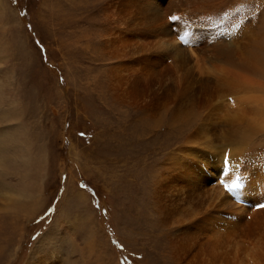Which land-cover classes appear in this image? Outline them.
<instances>
[{"label":"rangeland","instance_id":"1","mask_svg":"<svg viewBox=\"0 0 264 264\" xmlns=\"http://www.w3.org/2000/svg\"><path fill=\"white\" fill-rule=\"evenodd\" d=\"M109 1L0 0V132L6 112L13 118L8 128L12 139L18 138L25 149L29 168L25 175L18 172L22 159L17 157L15 163L5 159L12 166L0 165V264H255V257L247 254L253 245H264V207H258L264 199L259 203L262 196L254 193L238 200L232 186L223 182L239 173L225 170L222 178L224 170L214 159L222 155L223 165L233 155V144L223 142V152L208 155L199 147L187 149L185 131L192 130L193 118L215 117L222 103L240 108L243 124L264 118V64L254 77L258 91L252 98L211 75L219 68L232 70L224 55L231 52L234 60L249 63L250 46L264 42V0H223L218 9L206 11L205 24L193 22L188 31L183 23L198 16L194 9L181 12L192 0H174L167 19L175 14L184 21L160 29V21L136 20L131 33L123 31V17L130 15L132 0H120L122 6H115L112 16L106 15ZM200 28H206V37ZM185 32L201 46L199 77L180 78L181 70L174 71L171 63L174 52L177 61L187 57L181 40ZM118 33L135 40L119 46ZM125 46L139 54L163 52L148 62L153 69L144 70L147 74H136L132 87L123 84V71L117 69L118 55L125 51L126 58ZM183 68L192 70V62ZM174 79L178 89L171 84ZM255 97L263 98L259 102ZM143 100L147 112L138 110ZM249 144L251 169L263 171L255 159L260 152L264 155V129ZM170 151H193L190 178L196 172L199 178L193 181L202 184L205 174L211 176L208 185L218 184L211 192L214 206L228 204L232 212L233 202L247 207L257 202L242 212L249 222L256 211L255 226L248 229L241 223L228 232L225 246L221 240L206 242L207 231L195 234L194 241L184 227L185 210L177 211V201L168 198L167 189L180 182L177 177L168 182L171 174L164 176L170 165L163 160ZM3 184L17 185L16 190ZM240 233L249 245L236 250Z\"/></svg>","mask_w":264,"mask_h":264},{"label":"bare ground","instance_id":"2","mask_svg":"<svg viewBox=\"0 0 264 264\" xmlns=\"http://www.w3.org/2000/svg\"><path fill=\"white\" fill-rule=\"evenodd\" d=\"M222 1L223 0H218V1L215 0L214 1L215 3L212 2V4H209V3H206L205 0H195V1L192 0L191 1L192 3L189 0L190 5L192 4L191 7H189L190 5L188 4V6L185 9H182L181 13L186 14V11L189 10V12H188V14H189L190 11L192 9H194V16H198V18L195 20H192L188 23H183V26H184L183 29H187V31H188L189 28H193V22H195L197 24H200L201 22H203L205 24L204 16L208 15V13L206 11H211L215 7L218 9L217 6H221L223 4ZM173 2H174V0H168V1L167 0H132V2L130 3V6H131V10L133 12V15L131 16V10H129L130 15L128 17H125V18L123 17V20H124L123 21V31L126 33H131L136 26V23L134 22L136 20L141 24H151L155 21H160V22L164 23L163 26L157 27L160 29L161 28L162 29H170L173 25H175V26L178 25L179 23H181L185 19L184 20H182V18L179 19L178 15H175V14L173 16L178 17V19L176 21H170V20L168 21V19H167L169 11L172 9L171 5L172 6L174 5ZM106 6L108 7V13L106 15L112 16L115 14V6H122V4L120 3V0H110L109 3L108 2L106 3ZM163 6H167V11L165 10V7H163ZM196 8H198V9H196ZM203 10H204V12H203ZM198 12H200V13H198ZM211 14H209V15L212 16ZM214 14L215 13H213V15ZM187 17L188 16L186 15V18ZM204 24H202L200 26L197 25V26L202 28V26H204ZM201 28H200V30H201V33H203V35H204V32L207 33L206 32L207 27L205 28L204 31H202ZM118 34L119 35H118L117 39H118V43H119L118 45L119 46H122V44L126 41L129 42L131 40H135L134 37H130V36L125 37L126 35L121 36V33H118ZM206 35H204V36L206 37ZM128 38H130V39H128ZM175 38L176 37L173 38L174 41H175ZM194 39H196V38H194ZM184 41L185 42H184L183 50L187 53V57L185 60L177 61V60H175L176 52L173 53L171 63L173 65L174 71H176L177 67H178V70H181V75L179 76L180 78L181 77H199L200 76V71L198 69V57H199V55L197 54V50H199L201 48V46L197 45V42L195 43L194 41L188 39V37H187V39L184 38ZM133 43H136V42H133ZM143 43H145V42H143ZM125 47L128 48L126 51V54H125L126 58H124L122 56L125 53V51H123L121 55H118L117 63H120V65L117 66V69L123 71V76H122L123 84L126 87H132L133 84H131V83H133L136 80V74H138L139 72L141 75L147 74V72H144V70L153 69L152 67H150L151 65L146 66L148 64V62L156 60L158 58L160 59L163 52H160L157 50H150L148 53L146 51L142 54H139L141 51L134 50L133 48H130L128 46H125ZM220 48L221 49L222 48L227 49L228 47H226L225 45H222ZM226 49L223 51L225 52ZM219 52H220V49H219ZM230 53L226 54L227 56L224 54H222V55H224L225 57H223V58H225L230 63V65L232 66V70L230 68H225L226 71L224 70V72H223L222 71L223 68H219L217 70L218 73L216 71H213V72H211V75H213L215 78H217L220 81H222L223 83H225L227 87L233 88L234 89L233 91L236 90L235 92H244V93H246V96H248L249 98L254 97V96H252L254 94L251 95V93L252 92L255 93L258 91L256 89L257 87L255 85L256 81H254V77H256L259 74L260 68L264 64V42H254L250 46V48H249V54H250L249 63H247V62L241 63L237 59L234 60L232 58L233 56L231 57L232 53L231 54ZM112 54H114V53H112ZM216 54H217V52H216ZM114 55H116V54H114ZM223 58H221V59H223ZM191 62H192V70L188 69V68H183L184 66H188ZM227 69L231 70L230 74H229V70H227ZM118 77H119V75H118ZM119 80H120V78H119ZM156 82H158V79L156 80ZM121 84H122V82H121ZM171 84H173L172 86L174 89H178L179 82L177 80L174 79L173 82H171ZM233 91L231 93H233ZM258 95H261V94L258 93ZM261 96H263V95H261ZM257 98L255 97V99L259 100V102H260V99H262L263 97L258 98V99ZM253 100H254V98H253ZM262 101L263 100H261V103H262ZM220 105H222V109H219V107H214L211 109V110H216V109L220 110V112L217 113L215 117L208 118L207 114H204L201 118H198L199 121H198L197 117L190 120L194 123V125H193L192 130H190V131L186 130L185 131V134H186L185 135V138H186L185 141H186V144L188 146L190 143H192V146H190V147L187 146V149L191 150V148L199 147V148H201V150L208 153V155H209L210 153H213L214 150H216L217 154L220 151L223 152V150L221 148L223 142L233 144V150L231 148L232 153L230 152L233 155L230 156V158L228 159V161L226 163H224L222 165V161L224 160V157L222 155L220 157V160L214 159V162H216V163L218 162V164L224 170L223 175H221L222 178L226 176L227 172L225 170L235 171V169H236V171H238V173H239L238 175L237 174L228 175V178H224L223 182L227 181L228 183L227 182H225V183H227V185L230 184L232 186L231 191L233 193L234 198L243 201L244 199H248L247 195H251L254 193L255 194L260 193V195L262 197L259 198L260 199L259 203H262V198L264 199V194L262 191V190H264V173H263L264 172V155L262 154V152H260L259 157L256 156L257 158L255 159V161L258 163V165L262 166L263 171L256 170V168H254L252 170L250 165H249V161H252V157H251L250 153L252 152V146L253 145H251L249 143L252 141L253 134H255V133L258 134L259 132L261 133L262 130L264 129V118H262L263 116L262 117L260 116V117H258L259 119L254 118L252 120H246L245 124H243L242 123V121H244V118L242 116L243 112L240 110V108H238V109L237 108H230V107H227L226 105H224L223 103ZM253 106H252V108L254 109ZM256 106H255L256 107L255 111H257V108L259 105L256 104ZM260 107H261V105H260ZM13 109H14V111H16L15 108H13ZM138 110H139V112H147L149 110L148 103L145 100H143V102L139 104ZM263 110H264V107H263ZM14 111L12 112V115L14 114ZM238 113L241 114V116H237V117L232 116V115H235ZM16 115H17V112H16ZM9 116L10 115H8L6 112H3L2 118L5 121L6 125L3 126L4 128L1 129L2 131L0 132V137L7 139L9 141V144H11V145L4 144L3 143L4 141L1 143V140H0V159H1L0 165L7 166L9 164L7 162L8 164L6 165V162H5V159L7 157H9V159L12 158V161H14L13 163H15V160H16V159H14L15 157L21 158L22 159L21 160L22 161V167L20 166L19 168H17V171L18 172L22 171L25 175V172H26L25 169L28 166V159L26 158V154L24 153L25 149L18 142L19 141L18 138L12 139L13 137L11 136L8 128H11V127H9V124L13 118L11 119V118H9ZM207 119L209 120L208 123H207ZM221 120H223L224 123H221ZM224 127L227 130L228 136L224 135L226 133ZM16 129H18V128H16ZM19 131H20V129H19ZM23 133H24V131H23ZM20 142H21V140H20ZM247 143H248V147L246 149ZM235 145L238 147H236ZM27 146H29V143ZM178 149H180V148H178ZM187 149H185V151ZM224 149H225V151H227L225 145H224ZM211 150H213V152H211ZM192 153H193V151H187L186 154L183 153L184 155H182L179 153V151H170L167 153L168 155L163 160V162L168 161V164L170 165L169 167H166L164 169L165 170L164 176H170V174L172 176L171 178L168 179V182L176 181L175 177L180 178V182L176 186H170L167 189L168 198L170 200H176L177 201V203H178V205H177L178 210L177 211L182 212L185 210V215L183 214V218H184V220H186V219L188 220V222H187L188 224L186 225V223H185L184 227L187 230L189 229L188 231L192 233L191 236H192L193 240L195 241L196 239H198V237L196 235H205L206 231H207L206 242L208 240H212L214 243H216V242H219L221 240L222 244H224L223 242H225L227 240L228 232L233 230L235 227H237L241 223L245 228H248V229L253 228L255 226L253 219H254L255 215H257L256 211L252 214L249 222H247V220H246V219H248V217L245 215L247 212L244 215H242L243 214L242 212H245L246 210H249L254 205H257V202L253 203V205L251 207H247L243 204L239 205V204H235L234 202L233 203L231 202L233 207H234L232 212H229L228 208L230 206L228 204H224V205H220V206H214V204H213L214 199H212L211 192H212L213 188H218L217 187L218 184L208 185L211 181V176L201 174V171L199 173L205 177L204 181H202L203 182L202 184H199L198 182L193 181L192 177L193 178H199L196 176V174H195L196 172L194 174H192V177L190 178V174L192 171H189L188 167H189V164L191 162L193 163L194 158H195V156H192L191 158H189V156L192 155ZM243 153H245V155ZM234 154H237V156H234ZM8 161H11V160H8ZM12 161L9 164L11 166L13 164ZM237 163H238V165H237ZM231 165L234 167L231 168ZM11 166H9V167L11 168ZM194 166L196 167V165H194ZM239 166H240V168H239ZM221 168H219V171L221 170ZM28 170H29V168H28ZM160 173H161V170L159 169V172H157V175H159ZM3 175H5V174H3ZM23 176H22V181H23ZM240 180H242V181L240 182ZM237 183H239L238 186L233 187V185H237ZM3 186H7V187L14 190L17 185L3 184L1 187L3 188ZM20 188H21V186H20ZM221 188H222V186H221ZM13 190H11V191H13ZM18 191H20V189H18L16 192L19 193ZM4 193H6V192H4ZM0 196H2V195H0ZM259 196H257V197L255 196V200L258 199ZM9 197H11V196H9ZM250 199H252V197ZM10 200H8L7 202H9ZM3 201H5V200H3ZM6 204H8V203H6ZM220 213H222V214L218 215ZM243 221H246L247 224L245 225ZM216 228H220L224 232H222V231L219 232V229H216ZM185 236H187V233L185 234ZM239 236H240V238H238V241L237 240L234 241V245H236V247H235L236 250H239L240 248L246 249V247L249 244H247V242L242 240V234L241 233L239 234ZM224 246H225V244H224ZM250 255L252 257H255L254 258V260L256 261L255 264H257L258 259L260 260L259 263H261V262L264 263V245L262 247L258 246L257 248H256V246L253 245V247L251 248V251L247 254V257H249ZM249 258H251V257H249Z\"/></svg>","mask_w":264,"mask_h":264},{"label":"snow or ice","instance_id":"3","mask_svg":"<svg viewBox=\"0 0 264 264\" xmlns=\"http://www.w3.org/2000/svg\"><path fill=\"white\" fill-rule=\"evenodd\" d=\"M178 19V17H176V16H170L169 17V20L170 21H176ZM189 35V33L188 32H185L184 33V35L181 37V40H184V38L185 37H187ZM227 161H225V163H226ZM236 185H233V187H235ZM258 207H264V204H261V205H258Z\"/></svg>","mask_w":264,"mask_h":264}]
</instances>
